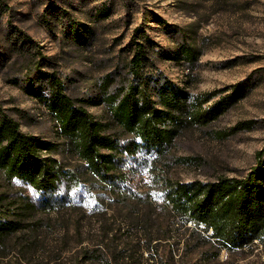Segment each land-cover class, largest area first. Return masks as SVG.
<instances>
[{
	"label": "rangeland",
	"instance_id": "374dc122",
	"mask_svg": "<svg viewBox=\"0 0 264 264\" xmlns=\"http://www.w3.org/2000/svg\"><path fill=\"white\" fill-rule=\"evenodd\" d=\"M136 26L151 39L149 68L160 82L184 89L193 105L179 115L181 126L163 153H139L147 159L126 181L139 192H153L166 178L208 182L244 176L260 150L264 163V0H0V118L15 120L28 135L61 142L60 122L50 109L48 78L54 73L64 93L84 105L103 131L122 134L112 108L131 77ZM235 89V96L225 97ZM152 96L158 100L155 92ZM223 98L217 115L202 120L200 114ZM239 122L246 125L238 127ZM59 149L54 156L74 170L79 162L65 144ZM61 187L66 190L64 183ZM0 193L16 206L23 204L21 198L37 196L2 167ZM67 194L73 218L81 210L88 215L81 224L94 228L101 220L115 228V193L80 181ZM23 210V220L34 229L15 239L17 246L0 264H75L81 244L72 233L74 221L66 231L67 209ZM176 237L174 232L159 240L157 258L165 259L170 248L176 258L185 252L176 248ZM88 257L81 264H106L104 252ZM177 260L264 264V236L243 248L222 249L214 258L186 252L184 262Z\"/></svg>",
	"mask_w": 264,
	"mask_h": 264
},
{
	"label": "trees",
	"instance_id": "16d2710c",
	"mask_svg": "<svg viewBox=\"0 0 264 264\" xmlns=\"http://www.w3.org/2000/svg\"><path fill=\"white\" fill-rule=\"evenodd\" d=\"M150 43L145 30L136 26L131 36V77L120 89L112 108L115 122L126 136L103 131L101 122L84 105H76V100L64 93L63 83L54 73L48 78L50 109L60 122L61 142L28 135L19 130L15 120L5 115L0 118V167L9 179L27 183L37 195L35 199L21 198L23 204L16 206L15 200L0 193V258H6L17 246L15 239L22 232L34 229L22 218L23 209L33 207L47 212L67 209L64 221L66 225L74 221L72 233L76 245L81 244L75 252V264L90 259L88 254L96 251L105 253L106 264H177V259L184 262L186 252L207 253L208 258H214L222 249L243 248L262 239L261 150L256 153L255 164L241 177L220 176L208 182L166 178L153 192H139L126 181L127 175L139 171L138 167L147 159L139 153H163L181 126L179 115L193 105L184 89L168 80L160 82V77H156L159 73L149 68L146 47ZM153 92L158 100L153 99ZM236 93L237 89L225 97ZM223 100L199 113L201 119L215 117L218 109L223 108ZM245 125L246 122L238 123V127ZM61 144L79 162L74 170L54 156L61 154ZM80 181L100 184L115 193V228L101 220L94 228L81 224L82 218L88 217L85 210L75 212L79 216L73 218L74 204L67 190ZM174 232L176 248L185 252L176 258V252L170 248L165 259L157 258V243L168 240ZM85 233L93 238H87Z\"/></svg>",
	"mask_w": 264,
	"mask_h": 264
}]
</instances>
